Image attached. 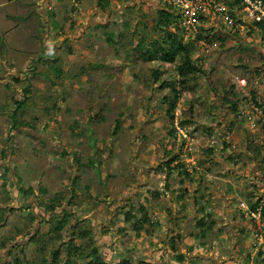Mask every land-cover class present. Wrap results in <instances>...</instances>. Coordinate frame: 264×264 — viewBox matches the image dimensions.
<instances>
[{
	"label": "rangeland",
	"instance_id": "rangeland-1",
	"mask_svg": "<svg viewBox=\"0 0 264 264\" xmlns=\"http://www.w3.org/2000/svg\"><path fill=\"white\" fill-rule=\"evenodd\" d=\"M105 1L0 0V264H264V110H234L261 30L237 0L199 36L177 20L182 84L168 3Z\"/></svg>",
	"mask_w": 264,
	"mask_h": 264
},
{
	"label": "trees",
	"instance_id": "trees-1",
	"mask_svg": "<svg viewBox=\"0 0 264 264\" xmlns=\"http://www.w3.org/2000/svg\"><path fill=\"white\" fill-rule=\"evenodd\" d=\"M261 1L264 3V0ZM101 2H103V5L108 4L105 0H101ZM237 2L241 4V0H237ZM157 16L158 19L154 21V27L156 30L165 33L161 42L160 43L157 42L159 44L158 49L161 54V61L165 63H174L177 58H180L181 63L177 67V70L181 76V83L186 84L189 77L192 74L199 72V69L193 64L189 49L186 48L180 42L178 36L175 33L169 32L170 26L177 23L178 16H175L172 12H169L167 10H158ZM255 25L261 30L262 38L264 39V24L255 23ZM138 47L141 49L143 48V40L138 44ZM141 54L144 58H147L150 54V50L147 49L143 51ZM154 74L156 76L158 72H155ZM170 89L173 94L172 100L170 101L168 97L163 98V102L168 104L166 109L167 116L173 115V112L176 108V103L179 101V94L175 89V86L171 85ZM254 211L256 212L255 209ZM260 213H264V206L261 208ZM69 217L70 214L67 211H63V216L54 226V231L56 232L61 231L62 228L67 223ZM94 253H96V249L94 250ZM57 258H58V253L54 252L53 259L55 260V262H57L58 260ZM179 259L181 260L182 257H180ZM64 264H72V263L70 261H67ZM94 264H107V263H105L102 259H100L95 255Z\"/></svg>",
	"mask_w": 264,
	"mask_h": 264
},
{
	"label": "built area",
	"instance_id": "built-area-1",
	"mask_svg": "<svg viewBox=\"0 0 264 264\" xmlns=\"http://www.w3.org/2000/svg\"><path fill=\"white\" fill-rule=\"evenodd\" d=\"M174 12H176L179 20L180 29L186 34L199 36L202 34L204 27L200 21L201 14L222 13L223 7L219 0H165ZM242 10L247 18L253 23L264 24V3L261 0H241ZM238 84L245 85V80H238ZM257 110V109H255ZM261 210V208H260ZM259 210V212H260ZM258 212V217L260 213ZM256 217L255 214H251Z\"/></svg>",
	"mask_w": 264,
	"mask_h": 264
},
{
	"label": "crops",
	"instance_id": "crops-1",
	"mask_svg": "<svg viewBox=\"0 0 264 264\" xmlns=\"http://www.w3.org/2000/svg\"><path fill=\"white\" fill-rule=\"evenodd\" d=\"M256 70L254 72L255 75L258 74L257 78H254L253 81L249 84L250 92L243 101H240L238 104L239 108H236L234 105V110H255L256 108H260L264 110V63L261 61L258 66L255 67ZM248 83V82H247ZM246 83V86H247ZM245 86V87H246ZM242 89V88H241ZM238 98H233L236 100ZM255 106V107H254Z\"/></svg>",
	"mask_w": 264,
	"mask_h": 264
}]
</instances>
